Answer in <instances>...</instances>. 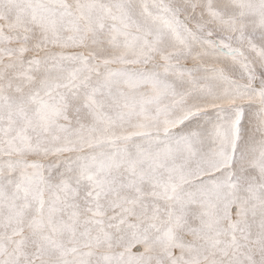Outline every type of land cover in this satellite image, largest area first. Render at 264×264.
<instances>
[{"label": "snow or ice", "instance_id": "snow-or-ice-1", "mask_svg": "<svg viewBox=\"0 0 264 264\" xmlns=\"http://www.w3.org/2000/svg\"><path fill=\"white\" fill-rule=\"evenodd\" d=\"M0 264H264V0H0Z\"/></svg>", "mask_w": 264, "mask_h": 264}]
</instances>
